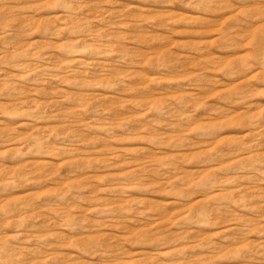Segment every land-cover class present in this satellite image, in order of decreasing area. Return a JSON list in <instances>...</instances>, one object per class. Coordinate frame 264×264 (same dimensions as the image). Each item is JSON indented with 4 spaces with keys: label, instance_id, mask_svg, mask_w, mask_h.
<instances>
[{
    "label": "rangeland",
    "instance_id": "rangeland-1",
    "mask_svg": "<svg viewBox=\"0 0 264 264\" xmlns=\"http://www.w3.org/2000/svg\"><path fill=\"white\" fill-rule=\"evenodd\" d=\"M0 264H264V0H0Z\"/></svg>",
    "mask_w": 264,
    "mask_h": 264
}]
</instances>
